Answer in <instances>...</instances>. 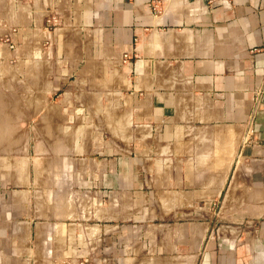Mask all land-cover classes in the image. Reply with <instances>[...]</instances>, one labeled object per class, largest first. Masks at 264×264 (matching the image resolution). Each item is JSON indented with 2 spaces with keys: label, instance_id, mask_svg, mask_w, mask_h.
Segmentation results:
<instances>
[{
  "label": "crops",
  "instance_id": "1",
  "mask_svg": "<svg viewBox=\"0 0 264 264\" xmlns=\"http://www.w3.org/2000/svg\"><path fill=\"white\" fill-rule=\"evenodd\" d=\"M0 51L28 76L47 56L124 62V84L93 88L113 113L89 121L132 125L134 153L125 168L118 130L82 152L51 131L28 179L0 157V264H264V0H0Z\"/></svg>",
  "mask_w": 264,
  "mask_h": 264
},
{
  "label": "rangeland",
  "instance_id": "2",
  "mask_svg": "<svg viewBox=\"0 0 264 264\" xmlns=\"http://www.w3.org/2000/svg\"><path fill=\"white\" fill-rule=\"evenodd\" d=\"M18 52L19 50L16 51ZM51 52L53 53V50ZM66 63L69 64V62ZM73 63L76 65L79 62L74 61ZM121 63L124 64L122 61H107L105 72L91 69L77 72L76 67L71 66L75 70V73H71L63 69L56 71V63L50 61L47 56L45 60L42 57L36 65L32 64L33 67L30 68L34 70L28 76L26 75L27 68L21 65L18 57L0 61V131L4 138L0 140V157L4 163H8L10 167H25L28 179V168L33 165L49 164L48 157H39L35 154L41 152L39 150L48 152L51 131H54V135L52 133L54 144H57L60 152H65L67 145L72 148V144H75L77 152H82L85 150L83 146L90 140L101 139L104 142H110L115 136L119 137L117 133L114 134L115 130H118L123 145L122 163L125 168H129L131 165L129 159L134 157V153L130 152V142L133 138L129 136V130L132 125L115 126L90 123L95 118L108 117L113 113L114 101L117 100L115 94L97 93L93 91L96 90L93 88L98 85L124 84L123 76L128 75L122 74ZM67 84L72 86H70L73 88L71 92L63 91ZM66 101L74 107L61 109L52 105L54 102ZM86 120L90 121L86 123ZM1 121L7 124H1ZM7 135L10 136L9 139H6ZM145 158L141 157L139 162L134 160L133 164L145 166ZM64 159V157L60 158L62 164H64ZM45 176L48 174L43 173L40 177ZM122 179L137 180L139 178L137 173L123 172ZM41 191L42 193L47 192L40 194L41 196L68 203L72 200L73 192L76 190L66 188L53 190V192L48 189ZM71 258L80 259L57 253L52 254L49 260L58 263V261H70ZM1 259L0 252V261ZM89 259L96 261L94 256H90Z\"/></svg>",
  "mask_w": 264,
  "mask_h": 264
},
{
  "label": "built area",
  "instance_id": "3",
  "mask_svg": "<svg viewBox=\"0 0 264 264\" xmlns=\"http://www.w3.org/2000/svg\"><path fill=\"white\" fill-rule=\"evenodd\" d=\"M222 2H226L227 0H221Z\"/></svg>",
  "mask_w": 264,
  "mask_h": 264
}]
</instances>
